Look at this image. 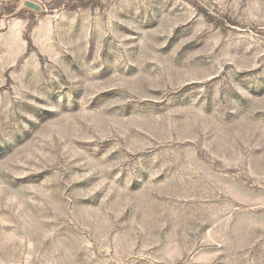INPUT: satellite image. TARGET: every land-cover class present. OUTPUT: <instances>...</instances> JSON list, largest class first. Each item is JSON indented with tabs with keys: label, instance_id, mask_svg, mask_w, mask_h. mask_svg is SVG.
Segmentation results:
<instances>
[{
	"label": "rangeland",
	"instance_id": "374dc122",
	"mask_svg": "<svg viewBox=\"0 0 264 264\" xmlns=\"http://www.w3.org/2000/svg\"><path fill=\"white\" fill-rule=\"evenodd\" d=\"M0 264H264V0H0Z\"/></svg>",
	"mask_w": 264,
	"mask_h": 264
}]
</instances>
